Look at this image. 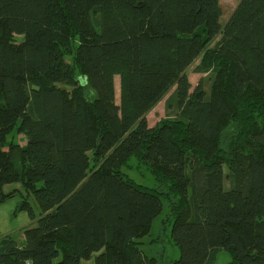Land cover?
<instances>
[{"label":"trees","instance_id":"1","mask_svg":"<svg viewBox=\"0 0 264 264\" xmlns=\"http://www.w3.org/2000/svg\"><path fill=\"white\" fill-rule=\"evenodd\" d=\"M222 16L220 0H0V206L40 210L23 242L0 238V264H158L138 241L164 198L124 175L132 157L179 199L173 264H264V0ZM173 86L176 120L151 127Z\"/></svg>","mask_w":264,"mask_h":264},{"label":"rangeland","instance_id":"2","mask_svg":"<svg viewBox=\"0 0 264 264\" xmlns=\"http://www.w3.org/2000/svg\"><path fill=\"white\" fill-rule=\"evenodd\" d=\"M241 0H220V5L223 10L221 18L222 24H225L239 5ZM18 39H20L18 37ZM220 39V36L216 41ZM69 59V58H68ZM200 61L195 62L188 70L187 75L192 84L193 89L203 81L204 88L207 92L210 91L211 79L209 74H201L197 71ZM176 86L171 87L161 99L157 101L154 107L149 112L147 118L151 127L163 124L174 123L177 118V109L169 105L170 100ZM116 97L118 104L120 103V77H116ZM249 113L255 119L261 120L264 116L263 107L256 104L249 105ZM240 124L231 125L226 131L223 139L222 147L224 154L231 140L238 136L240 132ZM9 141L24 146L26 138L23 134L13 133L8 137ZM122 172L136 184L157 190L164 198V210L160 216L154 221L151 233L138 241L141 249L149 256L156 258L158 264H173L180 257V250L172 240V224L174 220V207L179 203L178 197L173 194L170 183L166 180L157 178L150 167L143 163L139 157H132L123 166ZM227 182V187H229ZM19 189L24 192L21 184H12L6 186V191ZM22 201L21 195L18 193L14 198L8 200L0 206V233L9 235L14 239L22 242L24 232L29 227L37 226L40 216V210L34 197L29 199L36 219L30 218L28 212L17 211V208ZM82 264H94V258L90 261H82ZM214 264H233L231 256L226 251H220L216 255Z\"/></svg>","mask_w":264,"mask_h":264},{"label":"crops","instance_id":"3","mask_svg":"<svg viewBox=\"0 0 264 264\" xmlns=\"http://www.w3.org/2000/svg\"><path fill=\"white\" fill-rule=\"evenodd\" d=\"M3 236H7V234H6V235H2V234L0 233V238L3 237ZM23 241H24V237H23L22 242H23Z\"/></svg>","mask_w":264,"mask_h":264}]
</instances>
